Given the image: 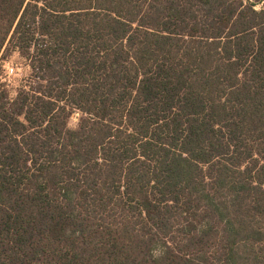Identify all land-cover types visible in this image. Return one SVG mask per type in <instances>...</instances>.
I'll return each mask as SVG.
<instances>
[{
    "label": "trees",
    "instance_id": "1",
    "mask_svg": "<svg viewBox=\"0 0 264 264\" xmlns=\"http://www.w3.org/2000/svg\"><path fill=\"white\" fill-rule=\"evenodd\" d=\"M12 51L0 264H264V0H0Z\"/></svg>",
    "mask_w": 264,
    "mask_h": 264
},
{
    "label": "rangeland",
    "instance_id": "2",
    "mask_svg": "<svg viewBox=\"0 0 264 264\" xmlns=\"http://www.w3.org/2000/svg\"><path fill=\"white\" fill-rule=\"evenodd\" d=\"M2 78L8 84L9 91L14 97L20 88L27 84L30 68L27 61L17 51H12L5 60H0ZM13 69V73L10 72ZM77 115H73L70 122L71 127L77 123Z\"/></svg>",
    "mask_w": 264,
    "mask_h": 264
},
{
    "label": "built area",
    "instance_id": "3",
    "mask_svg": "<svg viewBox=\"0 0 264 264\" xmlns=\"http://www.w3.org/2000/svg\"><path fill=\"white\" fill-rule=\"evenodd\" d=\"M10 72L13 73V69H10Z\"/></svg>",
    "mask_w": 264,
    "mask_h": 264
}]
</instances>
